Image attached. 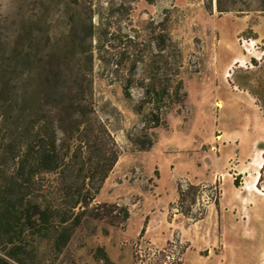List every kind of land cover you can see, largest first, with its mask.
I'll use <instances>...</instances> for the list:
<instances>
[{
	"label": "rangeland",
	"instance_id": "rangeland-1",
	"mask_svg": "<svg viewBox=\"0 0 264 264\" xmlns=\"http://www.w3.org/2000/svg\"><path fill=\"white\" fill-rule=\"evenodd\" d=\"M255 22L264 36V0H0V69L13 70L18 83L23 72L41 71L38 58L50 55L59 91L48 103L68 99L61 91L70 86H92L96 115L120 150L94 203L115 202L130 213L116 226L84 217L59 251L53 231L27 232L23 263L0 247L6 264H175L179 258L183 264H264V166L256 196L241 197L246 173L264 165V154L239 173L252 161L255 142L264 147V63L253 69V83L261 86L255 104L241 91L254 73L231 65L235 52L264 51V38H254ZM32 39L39 54L34 61L8 60L15 44L20 50ZM127 78L130 98L123 93ZM178 80L181 97L163 108V125L150 131L153 146L141 150L132 138L145 133L152 108L145 87ZM9 131L0 110V180L1 169L13 166L3 151ZM236 176L243 186L224 204L220 186ZM178 180L184 189L188 181L199 184L182 206L189 216L203 212L202 219L171 207Z\"/></svg>",
	"mask_w": 264,
	"mask_h": 264
},
{
	"label": "trees",
	"instance_id": "trees-1",
	"mask_svg": "<svg viewBox=\"0 0 264 264\" xmlns=\"http://www.w3.org/2000/svg\"><path fill=\"white\" fill-rule=\"evenodd\" d=\"M162 36L167 38V34ZM257 37L255 34L254 38ZM35 45L33 39L23 42L20 50L15 44L8 60L12 61V56L16 55L34 61L39 55L34 52ZM38 59L41 71L30 69L23 72L19 80L21 85L15 81L13 70L9 67L0 69V110L4 122L10 126L3 151L13 161L12 168L1 169L0 247L5 256L17 263L24 261L19 253L29 245L27 232L33 237H42L53 231L54 247L59 251L84 217L101 219L116 226L125 223L130 216L125 205L94 203L120 150L105 120L96 115L92 86H70L61 91L68 99L44 102L59 91V87L54 85L59 73L52 69L50 55L45 59L43 56L44 63ZM35 79L38 82L32 83ZM131 84L132 80L127 78L123 93L128 98ZM182 87L181 80L175 85L158 87L150 83L145 87L144 101L152 108L144 116L145 133L132 138L141 150L153 146L150 131L163 125V108H170L178 102ZM36 93L39 100L34 99ZM47 175H55V180L46 182ZM234 184L239 186L237 176ZM198 185L188 181L187 189H184L178 180L177 200L171 203L179 214L195 221L205 214L189 216L182 205L187 201L189 190L196 189ZM196 200L194 197L190 204ZM213 202L218 207L219 197ZM99 251L109 262L106 252L102 248ZM6 263V259L0 257V264ZM181 263L179 258L175 264Z\"/></svg>",
	"mask_w": 264,
	"mask_h": 264
},
{
	"label": "crops",
	"instance_id": "crops-1",
	"mask_svg": "<svg viewBox=\"0 0 264 264\" xmlns=\"http://www.w3.org/2000/svg\"><path fill=\"white\" fill-rule=\"evenodd\" d=\"M256 23L257 22L251 24L254 32L258 36L255 39H259L261 37L264 38V36H262L263 33H262L261 29L259 28V24H256ZM245 26H246V24H244L242 27H240L239 31H241ZM263 53H264V51L257 52V50L247 49L245 51L241 50V51L235 52V54H231V56H233V60L231 61V65H234V66L235 65H239V67L246 68V71L248 73H250V72L254 73V74H252L253 75L252 80L250 82H248L247 85L241 87L242 88L241 91L243 93H245V95H247L248 98L246 96H243V97L246 100L247 99H251L253 104H255L257 101L261 100V97L259 95L260 92H261V90H260L261 86H257V85L254 84L255 83L254 75H255L256 72L253 69H256L257 67H261V65L264 63V54ZM235 85L240 87V84L237 85L235 83ZM263 92L264 91H262V93ZM262 118H263V121H264V115L262 116ZM258 122L260 123V119H258ZM255 143H256V148H257L256 151L251 150L249 152L250 156L252 157V161L249 163L248 166H245V168H239V173L241 175H245V173H246V171L248 169L247 167H250L251 169L253 168V166L255 165V163L257 161V159L259 158V154L260 153L264 154V147H262V148L257 147L259 141L255 142ZM238 153H240V151ZM236 154H237V151H236ZM263 166L264 165H259L258 168H256V170L253 173H249V174L246 173V184H245V188L243 187V190L241 189V187L243 185L236 186L234 184V181H233L232 178L229 180L230 186H228V183L225 184L223 190H222L223 186L222 187L220 186V189H221L220 193H221V195L223 197H225V203H226L227 199H233L234 198V196L237 194L236 191H237L238 187L242 191V194H243L241 196L242 198H244V199H252L254 196H256V192L255 191L258 192L260 190L259 187H258V178H259V175H260V171L258 169L262 168ZM262 194L264 195L263 192H262ZM223 197H222V199H223ZM181 264H183V259H182V263Z\"/></svg>",
	"mask_w": 264,
	"mask_h": 264
},
{
	"label": "bare ground",
	"instance_id": "bare-ground-1",
	"mask_svg": "<svg viewBox=\"0 0 264 264\" xmlns=\"http://www.w3.org/2000/svg\"><path fill=\"white\" fill-rule=\"evenodd\" d=\"M223 203H225V197H223Z\"/></svg>",
	"mask_w": 264,
	"mask_h": 264
}]
</instances>
